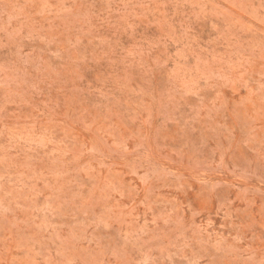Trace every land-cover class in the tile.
<instances>
[{
	"label": "rangeland",
	"instance_id": "374dc122",
	"mask_svg": "<svg viewBox=\"0 0 264 264\" xmlns=\"http://www.w3.org/2000/svg\"><path fill=\"white\" fill-rule=\"evenodd\" d=\"M0 264H264V0H0Z\"/></svg>",
	"mask_w": 264,
	"mask_h": 264
}]
</instances>
